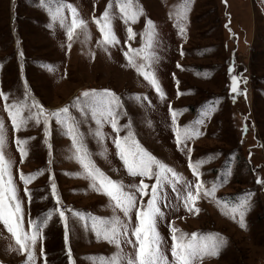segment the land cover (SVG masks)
Returning a JSON list of instances; mask_svg holds the SVG:
<instances>
[{"label":"rangeland","instance_id":"obj_1","mask_svg":"<svg viewBox=\"0 0 264 264\" xmlns=\"http://www.w3.org/2000/svg\"><path fill=\"white\" fill-rule=\"evenodd\" d=\"M63 2L71 4L77 18L86 24L76 29L71 42L66 27L52 19L40 0H0V93L8 97L9 104L25 105V116L36 112L35 108L29 111L33 102L46 112L67 106L68 119L74 122L92 161L106 176L119 181L125 192L133 193L139 207L141 202L147 204L155 176L128 173L114 144L117 132L100 116L104 105L86 103L87 98L81 96L92 90L98 96L103 90L114 93L119 135L131 132L144 149L183 178L182 182L173 181L175 190L167 182L158 189L163 216L157 217L156 228L168 264L173 261L170 225L189 236L212 233L226 241L218 255L197 256L192 264H264V183L257 182L264 181V0H190L186 19L180 20L177 14L182 0H135L143 10L135 23L125 22L116 0ZM48 4L54 8L57 0H48ZM106 8L118 43L102 46L94 18L101 17ZM63 17L70 26L67 7ZM148 20L155 25L150 69L163 98L124 55L129 47L139 49L146 42L142 34ZM179 25L185 29L183 35ZM128 27L135 33L134 39L129 40ZM134 59L137 66L148 63L143 55ZM231 75L242 78L239 93L231 92ZM4 103L0 98L3 153L11 162L25 232H30L29 220L39 223L51 215L32 247L30 264H70V259L72 264H92L90 258H107L117 252L122 257L120 264L134 259L135 237L131 232L136 225V208L125 216L107 195L91 187L90 180L76 175L83 170L73 157L72 140L63 124L49 119L47 137L43 120L37 123L29 119L14 131ZM169 106L178 113L177 125L199 131L179 148ZM210 106L212 110L205 114ZM98 129L102 136L96 135ZM17 138L27 141L23 161ZM189 158L205 161L199 167L200 180L205 188L217 185L215 197L221 202L234 205L251 194L244 227L239 215L233 219L223 203L203 192L192 211L185 207L184 197L188 190L195 194L197 183ZM37 172L41 174L27 185L20 179V173ZM142 180L149 186V195L143 198L137 191ZM53 184L59 205L52 195ZM25 187L29 195H25ZM57 207L67 217V242ZM77 212L88 220L74 215ZM113 217L128 226V236L121 237L119 249L97 239L90 228L93 219L109 221ZM26 259V253L0 222V264H24Z\"/></svg>","mask_w":264,"mask_h":264},{"label":"snow or ice","instance_id":"obj_2","mask_svg":"<svg viewBox=\"0 0 264 264\" xmlns=\"http://www.w3.org/2000/svg\"><path fill=\"white\" fill-rule=\"evenodd\" d=\"M41 4L45 5L53 20H59L60 24L66 27V35L71 42L73 39L76 29L81 27H86L83 20H79L77 10L71 5H65L63 0H57L56 6L53 8L48 4V0H40ZM117 6L122 14V18L126 23H135L140 15L143 14L142 8L136 4L135 0H116ZM190 0H182L181 7L177 14V19H186V13L188 10V4ZM67 7L69 13L71 14V24L70 26L65 24L63 17V10ZM111 7V4L108 6ZM94 22L101 33L102 39L98 41L99 44L109 45L118 43L114 32L112 31L109 12L106 8L105 12L102 13L101 17L94 18ZM180 34L183 35L185 29L182 25H179ZM128 37L129 40L135 38V33L131 27H128ZM155 36V25L150 21L145 23V32L142 34V38H146V42L142 43L141 48L133 49L129 47L128 51L124 53L125 58L128 60L130 66L134 67L136 71L143 75L146 80L153 86L157 93L164 97V93L160 88L158 80L155 78V73L150 69L151 56V46L152 41ZM71 43H69V47ZM183 54V53H182ZM22 55V53H21ZM136 55H143V58L148 63L136 65L134 57ZM180 67V65H177ZM233 69L229 68V73L231 74ZM242 78L235 75H231V85L230 89L232 93H239V84ZM178 95L180 93L178 92ZM82 97L87 98V102H97L104 105L103 110L100 112V116L104 120H108L114 131L117 132V136L114 140L115 147L117 149V155L124 164L130 175L141 177L155 176V183L151 185L150 198L145 205L141 202L139 207H136V196L133 193L125 192L123 190V185L119 181H114L108 176H106L92 161L88 155L87 149L84 147L82 140L80 139L79 133L76 130L74 122L68 119L69 108L66 106L61 109H57L52 112H46L42 106L33 102L29 107L35 108L36 112L28 116L24 115L25 105L19 102L9 104L7 102L8 97L3 93H0V98H2L4 103V109L8 113L9 119L11 121L14 131H19L29 119H35L37 123L43 120L45 125V135H48V121L49 119H55L58 123L64 125L66 129V134L72 140L73 144V157L80 164L82 168L80 175L85 179L91 181V187L93 189L103 192L107 195L110 200L115 203L116 208H119L125 216H128L133 208H136V225L132 229L131 235L135 237V243L133 244L135 248V258H129L127 264H168L167 257L163 255L160 250V244L162 238L156 228L157 217H162L163 213L160 211L158 206V189H160L165 182L171 183L173 189L175 190V182H182L183 178L175 172L174 169L168 167L163 162L159 161L156 157L150 154L146 149H144L138 141L134 139L131 132L127 136L119 135V127L116 121V113L114 108L117 105L115 94L111 93L109 90H103V93L98 96L95 90L85 91L81 94ZM80 98H77V102ZM212 110V106L209 107L205 114H208ZM169 111L173 117V132L176 137L177 147L186 139H191L194 136L199 135L197 128H188L184 126L177 125L176 117L178 113L174 111L171 106H169ZM101 121L97 120L99 124ZM202 121H198L200 123ZM4 123L0 121V222L4 224L8 232L12 234L16 243L19 245L20 251L26 253L27 259L24 264H30L33 261L32 247L34 246L37 238L41 235V229L46 227L47 220L51 219L49 214L39 223L33 220H29L30 232H25L23 225V210L19 199L16 196V186L13 182L11 175V162L5 158L3 153V146L5 143V137L3 134ZM97 136H102V132L98 129L96 132ZM26 140L16 139L17 149L21 154V161L27 155L26 151ZM189 153L191 149L188 150ZM205 163V161L193 162L189 158V168L193 174L197 177V183L195 185V194L191 190L187 191V195L184 197L185 207L189 211H192L195 206V201L199 198L201 192L204 196L213 197L217 199V203H223L225 208L230 210L232 218L235 219L236 215L240 217V226L244 227L243 217L244 212L248 207L249 194L244 200L237 202L234 205H229L226 201L221 202L215 197V192L217 185L213 184L210 188H205L203 182L200 180L199 167ZM155 168V171L153 170ZM41 174L40 172L31 173L25 176L20 173V179L27 185L31 182L35 176ZM171 174V179L169 177ZM230 175L228 172L223 178V182H226L227 176ZM258 183H264V181L257 180ZM148 185L141 181L140 185L137 186V191L140 193L141 198L145 195H149L147 192ZM25 195H29L27 187H25ZM52 195L56 199L57 205H59V197L55 190V185H52ZM199 211V209H195ZM56 212L59 214L61 220L65 223V240L69 239V233L67 228V217L65 211L57 207ZM74 215L80 217L81 219L88 220L80 213H74ZM90 228L96 234L97 239H103L111 244H115L119 249L121 243V237L128 236V226L121 224L118 217H113L109 221L103 219H93L90 221ZM170 233L172 239L171 255L173 258L172 264H192L193 260L197 257H203L205 255H218L219 250L226 243L223 237L219 234H200L192 233L189 234L182 232L180 229L175 228L170 225ZM128 243H133L132 240L128 239ZM69 257L71 258V251L69 249ZM92 264H120L122 257L119 252L114 253L111 257H96L90 258ZM70 264H72L70 259Z\"/></svg>","mask_w":264,"mask_h":264}]
</instances>
